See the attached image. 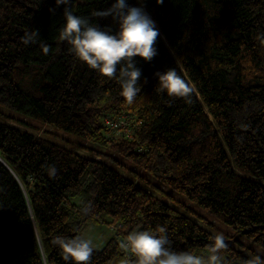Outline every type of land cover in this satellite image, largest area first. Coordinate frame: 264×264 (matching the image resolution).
Returning a JSON list of instances; mask_svg holds the SVG:
<instances>
[{"label":"trees","instance_id":"1","mask_svg":"<svg viewBox=\"0 0 264 264\" xmlns=\"http://www.w3.org/2000/svg\"><path fill=\"white\" fill-rule=\"evenodd\" d=\"M114 2L67 7L115 33L111 16L92 15ZM126 3L142 7L160 32L158 54L134 58L141 77L131 105L116 79L60 40L65 5L0 0V106L94 144L77 142L88 150L79 153L10 125L0 110V264H73L52 241L81 235L92 222L117 231L89 264L134 260L119 242L160 227L173 250L206 256L215 234L172 191L258 248L246 252L224 238L222 264L264 263V0ZM36 30V42L23 44ZM168 68L194 89L191 103L156 91L154 74Z\"/></svg>","mask_w":264,"mask_h":264},{"label":"clouds","instance_id":"2","mask_svg":"<svg viewBox=\"0 0 264 264\" xmlns=\"http://www.w3.org/2000/svg\"><path fill=\"white\" fill-rule=\"evenodd\" d=\"M163 2L156 0L157 4ZM55 3L57 6L65 5V23L59 32L60 40L67 43L69 52L90 69L108 79H116L121 86V95L131 105L140 91L137 85L141 77V69L136 67L134 58L139 56L150 62L158 54L155 45L160 32L155 21L142 7L129 6L126 0H115L109 8L92 13L99 18L111 16L118 23V31L110 33L91 24L88 18L73 14L67 7L70 0H55ZM50 11L54 12V9ZM38 35V30L25 33L21 40L25 45L35 43ZM42 47L44 54H48L49 47ZM154 75L158 77V93L166 92L169 97L182 98L191 103L194 89L174 68ZM55 172V168L50 167L49 175L54 177ZM88 210L87 207L83 209L85 213ZM210 239L206 256L173 250L163 227L155 232H131L119 242V247L135 257L125 264H222L220 254L228 247L224 236L218 234ZM52 243L60 248L63 260L73 264H89L94 251L92 240L81 235L71 238L58 236ZM247 264H259V258L249 260Z\"/></svg>","mask_w":264,"mask_h":264},{"label":"rangeland","instance_id":"3","mask_svg":"<svg viewBox=\"0 0 264 264\" xmlns=\"http://www.w3.org/2000/svg\"><path fill=\"white\" fill-rule=\"evenodd\" d=\"M0 110H2L4 113L2 117L5 118L10 125L18 127L22 130H27L36 136L46 137L79 153H88V150L79 148L77 146V142L84 143L85 146L94 145L92 142L85 140L73 133H69L54 126L43 124L28 117H24L12 109L0 106ZM97 159H100V156H98ZM171 193L174 198L181 201L183 200L188 206L196 211V213L201 216L199 219L204 223L203 225L209 228L210 231L215 235L223 234L225 239L246 252H250L251 247L253 249H258L252 241L246 239L244 235H242L237 229H234L231 226L221 222L215 216L211 215L207 210L192 203H188L187 200L177 192L172 191ZM116 231L117 229H115V227L112 228L105 223L92 222L86 226V228L81 233V236L91 239L94 249H102L105 247L110 238L115 235Z\"/></svg>","mask_w":264,"mask_h":264},{"label":"built area","instance_id":"4","mask_svg":"<svg viewBox=\"0 0 264 264\" xmlns=\"http://www.w3.org/2000/svg\"><path fill=\"white\" fill-rule=\"evenodd\" d=\"M126 123H127V121L124 119V120H120L119 123H111V125L113 126V129L114 130H117L120 125H123L124 126ZM111 227L112 228L115 227V229H117L116 226H113L112 225Z\"/></svg>","mask_w":264,"mask_h":264},{"label":"bare ground","instance_id":"5","mask_svg":"<svg viewBox=\"0 0 264 264\" xmlns=\"http://www.w3.org/2000/svg\"><path fill=\"white\" fill-rule=\"evenodd\" d=\"M20 183H21V186H22V188H23V191H24V193L26 192V188H25V186H24V184L20 181ZM26 194V193H25Z\"/></svg>","mask_w":264,"mask_h":264}]
</instances>
